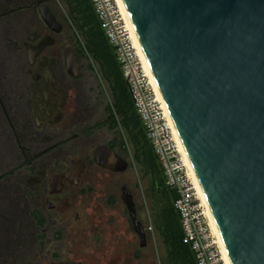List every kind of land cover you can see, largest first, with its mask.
<instances>
[{
    "label": "water",
    "instance_id": "1",
    "mask_svg": "<svg viewBox=\"0 0 264 264\" xmlns=\"http://www.w3.org/2000/svg\"><path fill=\"white\" fill-rule=\"evenodd\" d=\"M233 264H264V0H123ZM43 20L59 22L48 4ZM104 168L129 162L108 146ZM140 246L147 230L122 187Z\"/></svg>",
    "mask_w": 264,
    "mask_h": 264
},
{
    "label": "flooded vegetation",
    "instance_id": "2",
    "mask_svg": "<svg viewBox=\"0 0 264 264\" xmlns=\"http://www.w3.org/2000/svg\"><path fill=\"white\" fill-rule=\"evenodd\" d=\"M43 4L56 27L41 17ZM69 24L55 0H0V264H83L66 245L83 197L102 173L116 183L129 169L96 162L102 146L127 160L126 145Z\"/></svg>",
    "mask_w": 264,
    "mask_h": 264
},
{
    "label": "rangeland",
    "instance_id": "3",
    "mask_svg": "<svg viewBox=\"0 0 264 264\" xmlns=\"http://www.w3.org/2000/svg\"><path fill=\"white\" fill-rule=\"evenodd\" d=\"M59 10L61 11L60 7ZM73 29L76 30L75 27ZM77 34L84 42L82 34ZM92 62L102 80L106 101L112 106L114 100L109 83L104 79L99 65L94 60ZM117 120L120 122L119 116ZM117 132L126 145L125 155L129 169L124 176H117L116 180L119 181L116 183L113 175L102 173L98 184L93 185L84 195L82 219L78 223L72 221L71 235L66 239L67 249L73 254H80L83 264H170L157 228L164 197L161 192L152 191V177L138 160L136 146L120 123ZM118 182L119 186L126 182L131 187L138 205L139 218L146 228H153L152 231H147L148 244L145 247L140 246L139 237L132 229L126 207L119 198L121 193ZM111 184L117 185L116 190L112 191ZM111 198H116L114 205L108 202Z\"/></svg>",
    "mask_w": 264,
    "mask_h": 264
},
{
    "label": "built area",
    "instance_id": "4",
    "mask_svg": "<svg viewBox=\"0 0 264 264\" xmlns=\"http://www.w3.org/2000/svg\"><path fill=\"white\" fill-rule=\"evenodd\" d=\"M92 1L102 28L116 52L147 137L164 170L167 185L177 191L175 207L181 217L183 241L191 245L198 264H225L206 208L183 162L166 109L147 74L119 1ZM146 230L149 232L153 228L149 226Z\"/></svg>",
    "mask_w": 264,
    "mask_h": 264
},
{
    "label": "trees",
    "instance_id": "5",
    "mask_svg": "<svg viewBox=\"0 0 264 264\" xmlns=\"http://www.w3.org/2000/svg\"><path fill=\"white\" fill-rule=\"evenodd\" d=\"M64 18L81 33L79 37L82 51L100 67L104 79L109 83L114 100L110 109L120 117L115 120L133 140L137 158L151 175V189L161 192L164 203L158 215L157 228L163 239L170 264H198L190 244L183 241L184 230L180 213L175 207L177 191L167 185L166 177L158 156L148 139L143 120L125 80L116 52L110 44L92 0H55ZM123 145L124 142H122Z\"/></svg>",
    "mask_w": 264,
    "mask_h": 264
},
{
    "label": "bare ground",
    "instance_id": "6",
    "mask_svg": "<svg viewBox=\"0 0 264 264\" xmlns=\"http://www.w3.org/2000/svg\"><path fill=\"white\" fill-rule=\"evenodd\" d=\"M118 1H119L121 9H122L127 21H128V24L130 26L133 40L135 42V45H136V47L138 49V52H139L140 56L142 57V60H143L145 69L147 71V74H148V76H149V78L151 80V83H152L153 87L155 88V90L157 92V95H158L159 99L162 101V103L164 105V108L166 109L168 120H169V124H170V126L172 128L175 141H176L177 146L179 148V151H180V154L182 156L183 162H184L185 166L188 168L189 174L191 175V177H192V179H193V181H194V183L196 185V188H197V190L199 192V195H200V198H201V200L203 202V205L206 208V214H207V217L209 219L212 231L215 234V236L217 237V240H218V243L220 245V249H221V252H222V255H223L224 262H225V264H233L231 256L229 254V250H228L227 245H226V243L224 241V238L222 236L221 230H220V228L218 226V223H217V220H216V218L214 216L212 207H211V205L209 203V200H208L207 195L205 193V190L203 188V185H202V183H201V181L199 179V176H198L197 171H196V169H195V167L193 165V162H192V160H191V158L189 156V153H188V151H187V149L185 147V144L183 143V140H182V138H181V136L179 134V131H178L177 127H176V124H175V122H174V120H173V118H172V116L170 114V111H169V109L167 107V104L165 102V99H164V97H163V95L161 93V90H160L159 85L157 83V80H156V78H155V76L153 74V71L151 70L149 62H148V60H147V58L145 56L143 48H142V46H141V44L139 42L137 34H136V32L134 30V27H133V25L131 23V20H130V17L128 15L127 10H126L125 4H124L123 0H118Z\"/></svg>",
    "mask_w": 264,
    "mask_h": 264
}]
</instances>
